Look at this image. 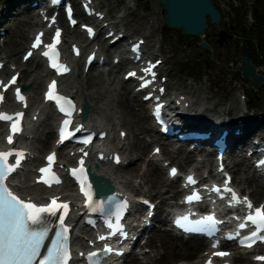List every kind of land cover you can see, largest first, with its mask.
Masks as SVG:
<instances>
[{
    "label": "bare ground",
    "instance_id": "bare-ground-1",
    "mask_svg": "<svg viewBox=\"0 0 264 264\" xmlns=\"http://www.w3.org/2000/svg\"><path fill=\"white\" fill-rule=\"evenodd\" d=\"M11 2L16 3L13 4L10 8H8L7 6H5L4 9L0 8V22L4 18H7L9 16V12L14 10L17 5H19L18 1L16 0H11ZM130 3L131 0H128L124 7V11L131 7ZM163 18L164 17L162 15L159 17H152L149 20L151 27L155 30L161 29L163 26ZM28 24L33 27L34 25H36V22L28 21ZM109 32L110 30H107L105 33L107 34ZM128 33L126 32V35H128V37H132V35H142L140 38H149L148 33L142 32L137 28L134 29L133 25H131ZM76 36L77 38H79L78 34ZM152 43H154L153 48H157V46L161 43V38L158 37L154 41L150 40L147 42L149 47L152 46L150 45ZM24 46L25 43L23 41L17 43L14 50L6 57L8 63H19V52L24 48ZM112 49L113 48L111 47L103 48V51L110 54L113 51ZM116 57H119V55L116 54L112 56L110 58L111 62H113ZM8 68L9 66H7L6 69H4L0 73H9L10 71L8 70ZM121 69H116L113 73H111L108 77V82L101 74H94L90 77L87 76L81 82H77V85L75 87H71V89L75 88L77 92H79L80 88L84 90L83 94L79 97V101L82 104L87 102L90 105L89 114L92 118L91 124L95 127H107L110 130L112 142L118 141V143H116L114 146L116 148H120L125 155V161L127 162V165L121 166L118 171L109 169L107 167H103L102 169V173L111 180L114 189L119 190L127 186L132 190L137 191L138 189L136 178L138 177L143 180L145 179L147 183L151 184L153 189H156V193L154 191V195H150L152 199L157 196L162 197L164 193L160 192L159 188L165 186L166 181L161 176V167L156 162H153L152 159H150L151 163H149V169L143 170L142 167L138 165V163L143 161V157L146 154L147 148L150 146V144H152V142L147 141L145 137L139 138L138 132H140L141 134L151 135L152 133L154 134L155 130L149 124V117L145 114L146 112H143L144 114L137 113L135 104L137 95L133 94V88H131L128 82L122 80L127 71L124 72L122 79H120L119 72ZM258 71L261 73L262 70L260 69ZM24 73H29L27 68H23L22 74ZM45 76V72L43 70H40L34 76L29 75V78L25 79V81L23 82L24 85H30V88H28L27 91L31 95L30 97L33 104H35L39 100V90L42 85V80ZM200 90L202 91L201 88H196V90L193 92L175 94L178 97L182 95H188L189 97L194 96L193 98L188 97L185 101L182 102V104L189 102L193 107V110L191 111L194 113L199 114V111L200 114L207 116L213 115V112H215L221 115L219 117H222V115H224L227 110L226 104L223 103L221 109L217 111L216 108L219 105V102L209 103L208 98L201 97L202 92ZM77 92L75 93L77 94ZM173 94L174 93L172 92L170 96H172ZM83 97H86L87 100H84ZM238 100V96H236L234 99H232V101H230L231 105H233L235 108H238ZM144 109L146 110L145 107ZM239 115H241V118L244 119L243 123H245L246 128L248 124V129L250 124L264 123V117L256 118L254 116H249L247 112H243ZM103 119H107V121L104 122ZM108 120H111L112 122L110 123ZM246 128L244 129L245 135L247 134ZM122 131H126L127 133L125 139H121L120 137V133ZM27 136L29 139L32 138L30 144V150L34 157L32 162L40 163V155L48 151L52 145L53 131L52 115L50 110L45 109L44 114L41 116V119L37 123L31 122L29 124ZM235 145L236 141L234 140L233 146ZM163 153H165L166 156H168L170 159H177L176 157H174V155H172L171 157V155L166 151ZM189 156L190 155L186 157V160H188ZM148 158L150 157L148 156ZM238 164L244 167L243 171H245L246 173L250 172L251 169L246 164L245 158L239 159ZM31 173L32 166L30 164L26 167V170L19 177V179L15 180L14 185H16L17 189L21 192H28L32 195H38L40 194V190L38 188L32 189L30 187L31 185L29 177ZM243 177L244 178H242L241 171L236 173V180L239 184L249 180L248 177ZM138 184L141 185V183ZM250 184L255 185L256 182ZM169 186L173 189L178 188L177 184L175 183H171ZM259 188V186H256V188L253 190L254 195H257ZM69 195L73 197L72 193H70ZM167 202L168 198H165L160 202L162 204L161 212L163 210V206ZM73 222L75 225V233L77 237H80L81 234H88L84 231L83 221L81 220V217H76ZM77 240L81 241L80 239H76V241ZM157 242H159V246L157 245ZM200 244L201 242L197 241L192 243L173 239L167 232L163 234L156 233L155 236H153V238H151L149 241V245L151 246V248L153 249V253L155 254L153 257L148 258V260H150L149 264H175L179 261H194L196 259L195 255H197L198 253V251L194 249ZM130 264L143 263H141L140 261H135ZM192 264H198V262Z\"/></svg>",
    "mask_w": 264,
    "mask_h": 264
},
{
    "label": "rangeland",
    "instance_id": "rangeland-1",
    "mask_svg": "<svg viewBox=\"0 0 264 264\" xmlns=\"http://www.w3.org/2000/svg\"><path fill=\"white\" fill-rule=\"evenodd\" d=\"M215 1L224 9H222L221 23L216 25L209 22V28L206 32V40L214 46L213 52L209 53L201 49L199 38L183 35L181 30L168 29L167 27L161 29L163 40L159 48L160 55L167 60L165 73L170 78V92H174V89L193 91L195 87L203 86L205 91L203 98H208L209 103L219 102L217 111L221 109L223 103L226 104L227 110L234 109L230 101L238 96L241 101L246 102L251 107L253 111L250 113L251 115L262 117L264 116V82L258 88L244 83L240 73L237 72L236 60L238 56H244L246 52H250L254 63L262 70L261 74L264 76V22H260L259 19L256 20L253 16L252 20L255 21V25L251 26L247 18L250 16L249 11L255 12L256 9L260 15L264 16V0H240L241 2L238 0V7L235 6L236 3L230 5L226 0ZM7 2L9 0H1L2 6L6 5ZM101 5L104 6L105 11H109V15L114 18V21H117V17L120 15H125L124 19L118 20L120 25H124L127 30L133 25L134 29L137 28L148 33L150 40L160 34L149 23L150 18L159 17L161 12L165 14L157 0H134L131 4L132 8L128 9L126 14L120 13V10L126 5V0H105ZM12 11L15 14L16 11L22 12V9L18 8V10ZM27 18V12L16 16L9 14L7 18H4L1 25L2 28L8 29L7 40L9 41V46L5 47V50L8 48L6 53L10 54L14 50V46L11 45L17 40L26 42L25 37L29 27L24 21ZM222 31L227 32L231 38L220 45L218 40ZM0 44L3 45V42L0 41ZM21 53L22 50L19 57ZM27 68L29 71L34 70L35 64L32 63ZM29 75L31 74L26 73L23 80L28 79ZM81 91L84 90L80 88L79 94ZM135 104L138 114L145 112L138 98ZM235 113L236 111L231 113V118L235 116ZM138 134L140 138L145 137L140 132ZM146 139L151 140L153 136H146ZM151 148L152 146L147 148L145 158H147ZM136 180L142 182V192L154 194L151 184L147 183L146 180L141 178ZM244 186L249 187L248 185Z\"/></svg>",
    "mask_w": 264,
    "mask_h": 264
},
{
    "label": "snow or ice",
    "instance_id": "snow-or-ice-1",
    "mask_svg": "<svg viewBox=\"0 0 264 264\" xmlns=\"http://www.w3.org/2000/svg\"><path fill=\"white\" fill-rule=\"evenodd\" d=\"M75 23V21H73ZM87 31L90 35L93 34V30L88 28ZM43 35V34H41ZM61 32L59 29L56 30L55 38L52 44H48L45 47L47 48H56V45L59 43V37ZM42 40L40 36L36 37L35 42L32 47L37 48L41 45ZM77 54L78 51H77ZM32 53L29 52L25 59H28ZM45 56H48V52H44ZM58 52L56 53L58 61ZM54 69H58V74H63L69 71L66 66L53 63L51 65ZM150 72V70H148ZM129 76H135V73H129ZM17 77L13 76L11 81L5 85V88L10 85L16 84ZM147 82H145L146 86ZM17 94H19L20 89H17ZM21 100L24 99L23 96L19 97ZM48 100H53L57 102H62L61 111L65 112L68 117H71L73 111H75V105L70 99L62 97L56 92V82L53 81L49 85V90L46 94ZM24 114L17 113V119L12 124V133H18L21 128L19 127L20 120ZM2 119L8 120L12 119L11 117H0ZM71 124L70 119H65L63 121V127L60 131V142L63 143L65 140L70 139L74 133L66 134V129ZM82 127V126H81ZM75 131H80L76 129ZM123 135V133H121ZM8 143H13V136L9 135ZM88 143V140L84 141ZM10 153H0V264H68L70 259L69 252V232L70 229L66 226L65 220L68 215L69 205L67 203H59L57 198H53L50 203L38 206L34 202L25 201L16 195H13L5 185V180L12 171L11 168L7 167L4 163L6 157ZM20 159L16 161L17 164L21 163L24 153L18 154ZM84 155H87L85 152ZM49 165L55 159V154L48 156ZM118 159V158H117ZM81 167L72 170V174L75 175L77 171L81 174L84 173L83 160L80 161ZM49 171L48 168H41V174ZM176 169H172V173L175 174ZM59 182V181H57ZM190 183H195L192 177H189ZM85 188L88 190L85 191ZM81 191L84 193L87 198V204L91 207L96 203V207L99 209L102 207V204L95 202L93 199L92 187L90 184H87L85 181H81ZM214 191H221L219 188L214 189ZM225 191L232 192L230 188H226ZM233 200L239 202V198L233 193ZM188 201H192V197H188ZM248 208H252V204L249 202L247 204ZM124 207V205H121ZM59 213V215H57ZM186 219V218H185ZM250 222L256 226V230L253 231L249 236H245L239 239V244L245 247H252L257 240L264 241V235H260L261 232H264V207L256 208L254 214L250 213L246 218V223ZM246 223L241 224L240 228L244 229ZM207 226V227H202ZM53 227H55V232L53 237L50 239L48 246L45 245V241L49 240V233L53 232ZM120 230V229H118ZM190 232L202 233L207 231L208 233H215L218 229L216 227V222L214 217L208 216L204 220L196 221L195 224L187 229ZM238 235V234H237ZM100 239H107V237H100ZM227 239L232 240L236 239V236H229ZM219 242L213 243L212 247H218ZM43 250V254H42ZM106 253H112L113 249L106 247L104 249ZM96 253H90L86 260L91 262ZM215 256L224 257L227 256V252H216ZM259 260H264V257H257ZM211 264V261L208 262Z\"/></svg>",
    "mask_w": 264,
    "mask_h": 264
},
{
    "label": "water",
    "instance_id": "water-1",
    "mask_svg": "<svg viewBox=\"0 0 264 264\" xmlns=\"http://www.w3.org/2000/svg\"><path fill=\"white\" fill-rule=\"evenodd\" d=\"M159 2L168 12L165 23L171 28H183L186 34L202 36L207 28L206 18L208 15L211 16L214 23L220 22V14L215 10L210 0H159ZM225 39L226 35H223L222 41ZM201 45L210 49L205 42ZM244 63V65L238 66L239 70L243 72L244 80L248 82L252 79L253 85L258 87L264 78L257 74L256 67L250 63L248 58H244Z\"/></svg>",
    "mask_w": 264,
    "mask_h": 264
}]
</instances>
